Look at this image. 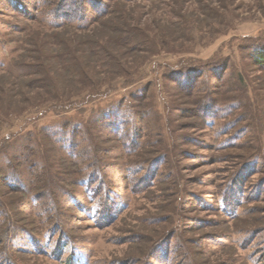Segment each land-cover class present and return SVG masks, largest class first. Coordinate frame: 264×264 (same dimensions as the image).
<instances>
[{
  "label": "rangeland",
  "instance_id": "374dc122",
  "mask_svg": "<svg viewBox=\"0 0 264 264\" xmlns=\"http://www.w3.org/2000/svg\"><path fill=\"white\" fill-rule=\"evenodd\" d=\"M128 23L92 95L30 65ZM263 46L264 0H0V264H264Z\"/></svg>",
  "mask_w": 264,
  "mask_h": 264
},
{
  "label": "trees",
  "instance_id": "16d2710c",
  "mask_svg": "<svg viewBox=\"0 0 264 264\" xmlns=\"http://www.w3.org/2000/svg\"><path fill=\"white\" fill-rule=\"evenodd\" d=\"M101 24H103V22L100 23V25ZM95 29L83 31V34L86 36L85 37L83 35L82 37V39L85 38L84 44H81L83 40L80 41L78 37L77 40L74 41V43H76V47L75 50H73V58L77 63L75 69H73V66L70 65L71 63L69 61L67 62L64 60L63 54H65L66 50H59V47L64 48L61 44H49V42L45 40L42 43V51H44V53L40 52L39 56L36 55L35 58H32V64L30 65H32L33 71H35L37 75L41 73H57L63 75H66L67 73L72 75L75 74L76 77L86 80H66V82L62 81V83H58L54 86L62 90L73 87L74 89L80 91L83 88V92L86 95H92L96 90H100L101 87L107 84L102 83L98 78H88L90 73L97 74L101 68L100 66L105 67L106 63L103 61V57H105V59L110 57L111 59H116V61L120 60L121 58H134V60L136 59V61H138L136 62L137 66L135 68V71L138 72L141 67L138 66L137 63L140 65V61L144 62L148 59L150 54H154L158 51V49L153 47L154 42H152L146 34L140 30H137L135 28V24L132 26L130 23H128L127 25L122 26L120 29L109 30L110 34L107 42L110 44V46L106 45L103 40V31L101 29ZM137 31L140 32L138 33ZM253 57L255 62L263 67L264 46L257 48ZM122 65L123 64L117 63L115 69H120L123 71L125 67ZM100 73H102V71ZM23 75L18 76L17 79L20 81L19 83H23L28 89L35 87L33 85V81H28L29 76ZM51 100L53 102L56 101L55 103L58 104L72 103V98L70 99L69 97L65 100L58 98H51ZM68 264H72V260H68Z\"/></svg>",
  "mask_w": 264,
  "mask_h": 264
}]
</instances>
